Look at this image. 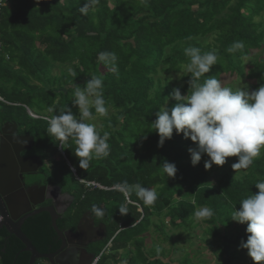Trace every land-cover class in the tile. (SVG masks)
I'll return each mask as SVG.
<instances>
[{
  "label": "trees",
  "instance_id": "1",
  "mask_svg": "<svg viewBox=\"0 0 264 264\" xmlns=\"http://www.w3.org/2000/svg\"><path fill=\"white\" fill-rule=\"evenodd\" d=\"M86 2L0 0V127L13 122L21 133L35 137L43 158L54 159L50 173L59 180L64 171L77 187L81 213L92 212L93 205L104 210L97 217L106 228V238L96 245V254L109 241L112 246L109 253L102 252L99 264H176L165 260L162 242L169 238L168 232L146 250L149 228L164 232L165 218L171 229L194 227V213L207 207L215 214L204 219L203 233L222 239L221 233L233 226L231 214L239 202L258 193L255 183L264 181V149L240 176L224 172L213 181L211 171L223 170L232 157L225 165L206 170L205 154L193 166L188 149L195 147L194 142L174 130L172 138L158 147L160 137L152 123L160 108L177 103L170 96L174 88L180 87L182 95L190 90L191 77L184 71L187 47L217 53V64L201 83L209 76L222 81L234 75L251 81L253 90L264 84V0H99L83 14L80 9ZM236 41L244 47L229 53ZM103 52L116 54L118 74L111 63L99 59ZM57 66L63 67L60 73L54 72ZM174 74L179 78L171 79ZM92 76L104 82L110 114L96 128L101 135L110 134V153L81 168L75 143L69 140L61 147L47 131L48 120L67 108L78 116L72 93ZM164 160L176 165L174 177L163 173ZM82 181L105 188H88ZM124 182L154 189L157 200L144 205L134 191L116 187ZM109 205L114 207L111 213ZM121 205L126 206V215L120 214ZM50 221V215H35L22 228L41 253L58 246ZM235 228L240 238L233 243L240 245L247 240V224ZM221 242L218 258L231 264L237 251H230L226 261L223 248L230 243ZM23 249L19 239L0 229V264H30V253ZM182 264L195 263L186 254Z\"/></svg>",
  "mask_w": 264,
  "mask_h": 264
},
{
  "label": "clouds",
  "instance_id": "2",
  "mask_svg": "<svg viewBox=\"0 0 264 264\" xmlns=\"http://www.w3.org/2000/svg\"><path fill=\"white\" fill-rule=\"evenodd\" d=\"M98 3L99 0H87L80 9L81 13L87 14L89 7ZM243 47V42L236 41L227 51L234 53ZM184 54L189 58L184 71L191 77L188 81L190 90L187 95H182L180 87L174 88L170 96L177 103L171 107L165 105L156 113L157 119L152 127L160 137L158 147H163L175 130L176 134H183L185 139L190 138L194 142L195 147L188 149L193 166L198 165L206 154L209 157L204 161L206 170L213 165H225L229 157H238L232 164L235 172L247 169L264 149V84L254 90L248 86L233 89L215 76L206 77L201 83V77H205L217 64V53H202L200 48L190 46L184 49ZM99 59L111 63V70L118 74L114 66L117 59L114 52L100 53ZM103 87V80L92 76L83 87L77 85L72 93V102L78 106L79 115L67 108L61 109L48 120L47 131L61 142V147L69 140L75 143V155L79 158L81 168L86 167L90 159L107 157L110 153V134L104 132L101 135L91 122L95 115L107 116L109 113ZM53 111L49 108V112ZM161 168L169 177H174L178 171L176 165L167 160L163 161ZM116 187L121 191L125 188L134 191L146 206L153 205L158 198L154 189L139 183L128 186L124 182ZM255 187L259 189L258 193L243 198L231 218L240 224H247V240H242L240 247L248 250L255 264H264V181H257ZM119 212L126 215V206L121 205ZM92 213L103 216L104 210L93 205ZM214 214V209L205 207L197 210L194 216L202 220Z\"/></svg>",
  "mask_w": 264,
  "mask_h": 264
},
{
  "label": "flooded vegetation",
  "instance_id": "3",
  "mask_svg": "<svg viewBox=\"0 0 264 264\" xmlns=\"http://www.w3.org/2000/svg\"><path fill=\"white\" fill-rule=\"evenodd\" d=\"M11 123L10 125L8 124V127L6 126L8 132L3 134L2 137H4L5 144L9 147L6 159L10 161L12 158L14 160L12 163H16L19 168L18 183H16L15 180L10 182L11 186H17V188L11 191L9 189V191L7 189L4 190V192L8 193V196L11 195V200L13 201L10 206L12 215H20L21 218L24 215H30L33 211L43 208L55 210V215H57V226L59 230L64 233L66 253L68 255L77 254V264H91L96 255V245L106 238L107 231L104 224L99 220V217L94 215L91 211L85 210L82 211V213L80 212V210L83 209V202L77 195V187H75L70 176L64 175L57 180L54 174L43 171V166L52 167L53 160L43 158L44 151H40L41 145H37V140L34 136L33 142L30 139L21 138L22 136L30 134L21 133L18 128L15 131ZM3 126L4 125H2L0 129H2ZM22 148L27 149L21 152L20 157L28 160L31 159V163H29V161L20 162L16 149ZM10 155H12L11 158ZM36 157L41 158L43 161V166L40 167V169L36 168L38 166ZM23 170H25V172H22ZM43 187L45 190L41 192ZM17 198H24L25 200L22 199L20 202L15 201ZM2 208H5V205H2ZM40 214L50 215L47 212H40L36 215ZM0 215H3L2 212H0ZM29 219H31V217L25 220L24 224ZM49 227L55 232V242L58 246L56 248L50 247V251L43 254H52L62 245V241L59 239L52 221H50ZM36 264L57 263L48 259H39Z\"/></svg>",
  "mask_w": 264,
  "mask_h": 264
},
{
  "label": "rangeland",
  "instance_id": "4",
  "mask_svg": "<svg viewBox=\"0 0 264 264\" xmlns=\"http://www.w3.org/2000/svg\"><path fill=\"white\" fill-rule=\"evenodd\" d=\"M260 18H257L259 20ZM263 24H264V19ZM211 38H208L207 41H211ZM65 68V67H64ZM63 69V67L57 66L54 69L55 73H60V71ZM179 74H174L171 79H178ZM222 82L224 83L225 86L232 87L233 89L237 88H243L248 86L250 89L252 82L251 81H246L244 78H238L237 76H226L223 78ZM182 83V82H180ZM30 113H33V111L29 110ZM35 112V111H34ZM110 114V110L108 115ZM107 115V116H108ZM37 116V115H35ZM104 117L106 116H99L96 115L95 119L92 121L96 127H102L103 126V121ZM262 151V150H261ZM238 157H232L229 159L227 165L223 170L221 171H211V179L215 181L219 175H221L224 172H230L235 176H240L242 173L245 172V169H238L236 172L232 168V164L236 162ZM54 161V159H53ZM43 171L51 172V168L48 166H43L42 168ZM53 174V173H51ZM66 173L62 171L60 176H64ZM114 207L109 205L107 206V212L111 213L114 210ZM203 208H199L198 210H201ZM1 221V220H0ZM158 222V221H157ZM165 223V231L162 232H155L154 227L149 228V234H145V236H148L146 240V250L149 252L151 248L154 247L156 242H159L165 234H169V238L166 239V241L162 242V246L165 249V260H171L173 263L176 264H182L183 263V258L184 255L189 254L191 257L192 262L195 264H226L224 261H220L221 259L218 258V254L220 253L219 250V245L222 244L221 240L226 241L229 240V245L225 246L223 249L225 250V258L226 261H230L229 256L231 254L229 253L230 251L236 252V258H234L231 262V264H248L249 262H254L251 257L248 255V250L243 249L240 247V245H237L233 243L237 239L240 238L238 235V229H236V226L241 225L240 223L233 221V226L227 230L225 233L224 231L221 233L224 237L222 239H217L208 235H205L204 229L207 226L206 223L204 222V219L198 220L194 216V227L192 226L191 228L189 227H181V228H173L169 226L168 219H164ZM150 235V236H149ZM144 237V236H143ZM231 237V238H230ZM146 239V237H144ZM233 239V240H232ZM161 242V241H160ZM211 244V246H210ZM109 253V252H108ZM122 258L125 257V254L122 253L120 255ZM119 264H123L122 262H119Z\"/></svg>",
  "mask_w": 264,
  "mask_h": 264
},
{
  "label": "water",
  "instance_id": "5",
  "mask_svg": "<svg viewBox=\"0 0 264 264\" xmlns=\"http://www.w3.org/2000/svg\"><path fill=\"white\" fill-rule=\"evenodd\" d=\"M8 124L10 125V123H6L2 127V129H0V212H2L3 214L1 215L2 219L0 221V229L2 228L6 229L10 235L15 236L17 239H19L23 243L24 245L23 251L30 253V264H36L37 260L39 259H48L57 264H77L78 262L77 254L68 255L66 253L67 250L65 247L66 241H65L64 233L61 232V230H59L57 226V215H55V210L43 208V209L33 211L30 215H24L21 218H20V215H18L19 216L18 217L16 215H12L11 213L12 210L10 206L13 201L11 200V195L8 196V193L4 192V190L9 189L11 191L17 188V186H11L10 182L15 180V182L18 183L19 168L16 165V163L15 164L12 163V161H14L11 158L12 155H10V158H11L10 161L6 159L8 156L9 147L5 144L4 137H2V135L8 132V129H7V127L9 126ZM11 124H12L13 129L16 131L17 124L16 123H11ZM21 138L30 139L32 140V142L34 140L33 136L31 135L22 136ZM24 149H27V148L16 149L17 150L16 152H18L17 155L19 156L20 162L29 161V163H31V159L28 160V159H24L20 157V154ZM37 160H38V166L36 168L43 165V161L41 158L38 157ZM22 172H25V170H23ZM44 190L45 188L43 187L41 192H44ZM22 199L24 198H17L15 199V201L20 202L22 201ZM24 200H23V203H24ZM2 205H5V208H2ZM40 212H47L50 214L53 226L57 231L59 239L62 241L61 247L52 254H43L39 252L37 247L33 244V242L29 239V237L22 230V226L25 220H27L29 217H33L36 214H39Z\"/></svg>",
  "mask_w": 264,
  "mask_h": 264
},
{
  "label": "built area",
  "instance_id": "6",
  "mask_svg": "<svg viewBox=\"0 0 264 264\" xmlns=\"http://www.w3.org/2000/svg\"><path fill=\"white\" fill-rule=\"evenodd\" d=\"M83 182V181H82ZM83 183H85L86 187L88 188H105L103 187L101 184L97 183V182H87L84 181ZM127 200L129 201V199L127 198ZM0 220H1V215H0ZM101 259V255H96L92 261L91 264H99V261Z\"/></svg>",
  "mask_w": 264,
  "mask_h": 264
},
{
  "label": "crops",
  "instance_id": "7",
  "mask_svg": "<svg viewBox=\"0 0 264 264\" xmlns=\"http://www.w3.org/2000/svg\"><path fill=\"white\" fill-rule=\"evenodd\" d=\"M42 166H43V165H42ZM42 166H39L38 168L40 169V167H42ZM39 169H38V170H39ZM111 246H112V241H109V242L107 243L106 247H104V249H103L102 252H103V253H104V252L108 253V252L110 251L109 248H110ZM95 248H96V247H95ZM96 249H97V248H96ZM102 252L99 253V254H96V253H95V254H96V255H101V257H102V254H103ZM96 255H95V256H96ZM105 264H115V263H114V262H111V261H107V262H105ZM117 264H119V263H117Z\"/></svg>",
  "mask_w": 264,
  "mask_h": 264
}]
</instances>
